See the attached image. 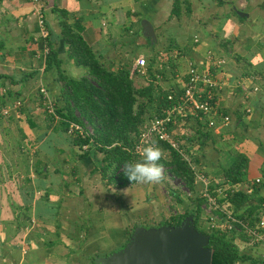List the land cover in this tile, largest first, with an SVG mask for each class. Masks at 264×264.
I'll return each mask as SVG.
<instances>
[{
  "label": "crops",
  "instance_id": "crops-1",
  "mask_svg": "<svg viewBox=\"0 0 264 264\" xmlns=\"http://www.w3.org/2000/svg\"><path fill=\"white\" fill-rule=\"evenodd\" d=\"M173 4L174 0H0V109H11L8 121L0 115L2 130L7 140L26 142L36 153L47 146L30 169L34 192L29 196L32 211L25 218H31V224L18 234V223L12 221L7 224L9 233L0 230L3 241L7 236L3 247L9 257L0 264H89L101 252L92 231L104 234L106 220H119L124 225L122 241L129 240L131 219L137 215L147 220L148 215L142 216L146 207L141 209L159 194L153 186L160 182L104 184L95 154L81 157L85 151L47 113L41 89L55 104L61 89L58 70L47 69L49 40L62 59V73L76 79L88 73L68 56L61 17L54 8L66 10L71 25L81 24L84 39L107 69L132 70L138 57H146V75L132 78L137 88L152 84L156 94H179L191 62L213 73L219 82L216 105L230 122L210 128L205 118L190 115L185 126L175 129L176 137L190 145L191 156L199 158L210 176L222 180L224 169L244 155L249 160L244 183L264 178V0H189V9L182 8L179 15L173 13ZM18 100L23 107L16 109ZM178 128H184L181 137ZM258 195L264 196V188ZM13 218L19 219L18 214ZM17 235L26 236L25 241Z\"/></svg>",
  "mask_w": 264,
  "mask_h": 264
},
{
  "label": "trees",
  "instance_id": "trees-1",
  "mask_svg": "<svg viewBox=\"0 0 264 264\" xmlns=\"http://www.w3.org/2000/svg\"><path fill=\"white\" fill-rule=\"evenodd\" d=\"M54 11L61 17L62 35L69 46L68 56L78 66L88 71L87 75L79 79L62 73L60 70L62 59L59 58L58 50L53 42L48 41L47 69L56 68L60 74L57 78L61 84L58 97L60 103L56 101V113L59 116L58 127H62V130L68 133L72 123L81 125L85 130L83 134L78 131L70 134L74 145L80 148L86 144L89 146L81 157L84 158L91 153L95 154L96 151L103 153L105 164L101 169L107 183L117 187L134 185L136 183H132L124 174L123 164L125 161L141 159L132 151L138 131L148 110L153 109L156 114L162 115V109L169 103L167 98L169 93L156 94L152 84L137 88L131 77V68L123 67L118 71L107 69L84 39L81 24L71 25L67 21L68 12L64 9L54 8ZM172 11L176 15L180 14L181 0H174ZM51 118L54 121V118ZM88 125L94 130L93 134L87 132ZM163 145L169 147L165 143ZM169 149L171 159H161L159 163L169 165L170 172L181 179L186 188L195 195L190 197L192 199L190 210L186 209L181 214L171 216L166 222L177 226L186 216H194L196 228L210 236L209 246L213 251L212 264H235L237 262L264 264L261 258L239 248L236 239L237 237L243 238V232L237 234L238 232L234 230L224 232L216 229L206 230L201 227L202 222L207 227L205 219L202 218L201 208L205 199L196 195L198 189L195 184V174L179 151L171 147ZM248 161L246 156L240 155L226 167L223 178L225 184H243ZM244 184V187L253 188V193L250 194L246 189H241L238 192L229 193L228 199L235 205L234 210L239 213L240 218L253 217L254 221H258L263 216L264 196L258 193L261 188H264V178L255 185H251L250 182ZM175 192L178 193L176 190Z\"/></svg>",
  "mask_w": 264,
  "mask_h": 264
},
{
  "label": "built area",
  "instance_id": "built-area-1",
  "mask_svg": "<svg viewBox=\"0 0 264 264\" xmlns=\"http://www.w3.org/2000/svg\"><path fill=\"white\" fill-rule=\"evenodd\" d=\"M37 1V0H36ZM40 25L43 34L47 36L45 18L43 12L39 10ZM224 60L218 62L222 64ZM147 58L140 56L136 60L134 68H132L131 77L136 74L146 75ZM219 82L215 75L208 70H203L194 62H191L188 69V80L183 90L177 94L171 92L167 98L168 105L162 109V115L154 114L145 116L144 121L138 131L137 140L132 147V151L139 158H142L140 153L144 146L155 143L163 149L164 160H170V149L179 151L184 159L187 160L189 166L195 174V184L197 185V196L205 199L201 206L202 218L209 229L221 231H236L237 234L244 233V237H237L239 248L241 250H250L251 254L257 258L264 260V219L254 221L253 217H239L236 212L235 205L228 199L229 193L238 192L241 189H246L247 193H253V188L244 184L238 183L234 185L225 184L224 179L220 180L207 174L203 168L197 165V161L193 159L190 152L184 146V142L176 137L175 129L177 126H185L186 119L190 115H197L205 118V121L210 128H214L219 124H228L230 116L223 113L216 105V96L218 93ZM255 89H258L257 87ZM44 95L47 113L55 120H59L56 113V104L52 101L45 88L41 89ZM14 107L19 109L23 107V102L18 100ZM4 114L11 112L10 108H1ZM78 131L81 134L85 131L84 128L72 123L69 127V134ZM87 132L93 134L94 130L87 127ZM169 147H165L163 144ZM89 146L83 145L82 150H88ZM168 155V158L166 157ZM164 169V180L171 186L180 188L188 197L195 195L192 191L186 188L185 183L170 172L169 165L162 164ZM262 177H258L250 182L251 185L258 184L262 181ZM264 215V204L262 205ZM221 212V213H220ZM242 226V228H241ZM249 246V247H247ZM255 248V250L253 249ZM258 250V251H257ZM255 251V252H254ZM235 264H240L239 262Z\"/></svg>",
  "mask_w": 264,
  "mask_h": 264
},
{
  "label": "rangeland",
  "instance_id": "rangeland-1",
  "mask_svg": "<svg viewBox=\"0 0 264 264\" xmlns=\"http://www.w3.org/2000/svg\"><path fill=\"white\" fill-rule=\"evenodd\" d=\"M187 2L189 3V0H181V9L183 8V10L185 9L186 11L189 9L187 7L188 6ZM3 108H7V107H3ZM154 114L156 113L152 109V111L149 110L147 111L146 116L154 115ZM0 115L4 117L3 119H5L6 122L9 119L10 113L4 114L2 111H0ZM54 122L56 124L58 120L54 119ZM3 125L4 124L0 122V130H1L0 131V230H2V232L8 231L6 232V234L9 233V226L7 224H9L12 221L15 222L16 224L18 223L16 225L18 228V232H17L18 234L21 233L22 230L25 231L27 225L31 224V218L29 219L25 218V216L28 214L30 215V212L32 211V207H31L32 205L30 204L29 196H31L34 192V185L31 184L33 176L29 177L30 169H35L36 160L42 158L41 153L43 149H45L47 146H44L45 145L44 144L42 150L41 148H39L38 151L39 153H36L33 150L34 148H32L31 145H27L26 142L23 145H19L18 144L19 141L16 139L9 141L7 140L6 134H4L5 131L2 130ZM90 127L91 126L88 125V128ZM177 131L179 133V137H181L184 128L181 129L178 128ZM184 146L186 147L187 151L191 148L190 145L187 147V144L185 143ZM79 150L80 152L82 151L81 149ZM95 157L99 160L98 161L99 165L103 166L105 164V162L103 161L104 158L103 153L96 151ZM166 157L168 158L167 154ZM198 159L196 158L197 165L203 168ZM224 164L227 166L226 163ZM64 173L70 175V172H64ZM40 174L41 173H39L38 175ZM101 178L104 184L105 183L108 184L107 179L103 178V175L101 176ZM146 185L149 186L150 184H146ZM156 189L159 190L158 192L159 194L157 195L155 193L157 195L156 198L152 199L151 202H149L148 200V202H146L144 207H142L141 209L143 210L146 207L145 210L146 214L142 212L143 213L142 216L148 215V219L143 221L142 219H140V217L135 215L134 217L136 219L135 220H132L133 218L131 219L130 235L133 233L134 229L139 224L148 225V226H150V224L169 225L166 222V220H169L171 216H176L178 214H181L186 209L187 210L191 209L192 203L190 201H192V199L188 197L180 188L169 185L167 181L164 180V178L159 183V186H153V190L155 191ZM175 190L178 193H176ZM113 192H117V191H113ZM114 198H117V196H115ZM117 204L118 202L116 201V205ZM188 204L190 205L188 206ZM112 208H115V206H112ZM17 214L19 219H14L13 217H16ZM124 223L126 222L124 221ZM80 224L84 226L83 223ZM123 227L124 225L122 221L113 220L111 222L106 220L104 224V234L96 235L95 234L96 232L92 231L91 234L92 239L98 240L99 243V244H97L96 242L94 243L96 245V248L97 249L101 248V252L99 256H97L99 259L101 258V256L111 254L115 251L120 250L125 246L128 240L126 239L127 241L126 240L122 241ZM201 227H204L206 230H209L208 226L206 227L203 224V222L201 223ZM6 238L7 236L4 239L5 241H3L0 236V262H9L8 254L5 253L6 252L4 250L5 247H3V245L6 244V240H7ZM17 238L21 239L19 241L22 242L25 241L26 236L17 235ZM100 238L101 240H99ZM236 243H239V241L236 240ZM242 247L243 249H246L244 248L243 245H241V248ZM253 250H255V248ZM247 251L248 253L251 252L249 249L246 250V252ZM97 257L96 259L90 258L89 264H97L98 261ZM6 259H8V261H6Z\"/></svg>",
  "mask_w": 264,
  "mask_h": 264
},
{
  "label": "water",
  "instance_id": "water-1",
  "mask_svg": "<svg viewBox=\"0 0 264 264\" xmlns=\"http://www.w3.org/2000/svg\"><path fill=\"white\" fill-rule=\"evenodd\" d=\"M209 243L191 215L177 226L139 224L123 248L101 256L97 264H212Z\"/></svg>",
  "mask_w": 264,
  "mask_h": 264
},
{
  "label": "clouds",
  "instance_id": "clouds-1",
  "mask_svg": "<svg viewBox=\"0 0 264 264\" xmlns=\"http://www.w3.org/2000/svg\"><path fill=\"white\" fill-rule=\"evenodd\" d=\"M141 159L125 161L123 172L132 183L155 184L164 178V169L160 160L163 157V149L157 144L151 143L141 150Z\"/></svg>",
  "mask_w": 264,
  "mask_h": 264
}]
</instances>
